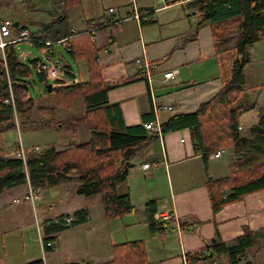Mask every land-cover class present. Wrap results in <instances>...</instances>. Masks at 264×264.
I'll use <instances>...</instances> for the list:
<instances>
[{"label":"crops","instance_id":"crops-1","mask_svg":"<svg viewBox=\"0 0 264 264\" xmlns=\"http://www.w3.org/2000/svg\"><path fill=\"white\" fill-rule=\"evenodd\" d=\"M6 1L7 6L13 7V17L8 18L13 24L17 23L12 30V37L17 36L22 29L28 33L41 31V25L30 31L26 26L27 22L47 24L53 18L49 13L50 8L53 4H58L48 0V14L41 16L39 2H31V6L27 7L21 0H17L19 4L15 3L16 0L13 3ZM188 3V0H80L68 13L67 24L71 35L66 38L73 36L77 47L87 38L99 47L96 55L97 66L103 81L110 86L106 92L107 101L119 105L126 126L156 122L157 119L161 129V124L169 116L195 110L229 80L236 57L235 49L217 50L209 26L196 27V10L190 8ZM55 8L59 10L60 6ZM135 14L141 15L135 18ZM72 39L70 38L67 51L72 48ZM18 42L20 41L14 44ZM255 45L256 42L247 51L244 91L240 99L244 105L253 104L251 109L239 116L241 130L247 133L256 123L259 108L264 104V50L257 52ZM52 49L53 57L54 47ZM136 59L141 60L142 68L136 64ZM76 62L81 68L83 63L86 67L84 59ZM168 71L175 73L167 83H163V74ZM65 77L75 80V83L80 80L78 77ZM114 84L120 85L113 86ZM152 104L170 106L171 110H160L155 115ZM151 112L154 118L143 123V116ZM11 152L13 153V149ZM209 155L205 159L202 154L195 152L187 128L165 133L161 131L158 138L130 160L127 178L117 186V192L128 194L134 205V209L128 214L131 215L128 217L130 221H121L117 225H111L116 218L106 220L101 209L99 214L94 211L92 217L89 207L91 202L74 193L72 197H68L79 201L74 209L62 210L63 205L54 206L50 213L43 212L41 219L37 215L38 206L43 211V207L50 204L49 200L23 201L30 188L28 182L3 193L0 195V264L13 263V233L19 232L22 239L24 225L28 220L29 226L34 225L39 235L43 229V219L54 218L60 214L73 218L72 212L82 207L89 212L86 221L58 232L56 239H59H55L49 247L52 249H43L38 236L43 253L41 264L105 262L111 257V253L108 254L111 246L118 244L114 238L122 239L124 236L126 239L123 242H145L150 264H185V254L203 251L213 239L230 241L242 235L246 228L262 235L264 189L245 194L239 200L227 203L217 212H213L205 182L208 178L219 179L228 175L233 150L230 147L224 148L221 156L216 159ZM146 163L150 167L143 169L142 165ZM72 184L67 182L50 189L64 188L66 191H73ZM45 189L48 188H43L44 191ZM150 201L155 202L156 213L169 212L172 217L162 221L159 231L152 236L144 211L145 204ZM139 209L142 217L136 221L133 215ZM53 222L54 219L46 223ZM181 222L186 223H183L186 228H177V224L180 226ZM123 230L124 235H118ZM67 233L78 248L67 243L64 250L68 249L70 253H63L56 262L51 263L50 253L62 241L60 234ZM260 238L264 237L259 236L257 240ZM105 244L110 250L103 252ZM79 247L84 248L82 252L86 253L88 259L80 260ZM35 260L38 259L24 258L20 264ZM196 264L208 262L201 261Z\"/></svg>","mask_w":264,"mask_h":264},{"label":"trees","instance_id":"trees-1","mask_svg":"<svg viewBox=\"0 0 264 264\" xmlns=\"http://www.w3.org/2000/svg\"><path fill=\"white\" fill-rule=\"evenodd\" d=\"M21 1L24 4L28 3V6L32 2ZM51 1L58 3L50 8L52 20L43 24L41 31L29 33L35 37L31 42L39 48L41 43L38 41L46 39L58 41L71 35L67 15L80 0ZM188 2L189 7L196 10L198 18L196 27L209 26L217 50L234 48L236 57L232 63L229 80L214 96L191 112L172 114L161 124V131L165 133L187 128L195 152L202 154L205 159L208 154L219 151L221 156L224 148H232L233 160L228 165V175L219 179L208 178L205 182L212 210L217 212L223 205L237 201L245 194L264 189V104L259 108L257 121L248 129V133L241 130L239 122L241 113L253 107V104H242L240 99L244 91L247 51L253 43L264 39V0H188ZM58 5L59 10L55 8ZM234 27L236 37L231 43L232 38H229V35ZM71 43L72 48L68 51L74 61L84 59L86 62L87 79L77 80L69 87L52 86L50 92L55 93L53 99L57 108L69 107L77 99H81L84 105L82 116L80 118L70 116L66 125H63V121L57 125L64 127L74 124L76 127L84 123L90 130L89 139L71 143L62 149H56L51 143L43 149L27 150L25 162L17 155H7L4 148L0 147V195L27 182L30 187H38L40 191L43 188L72 182L75 195L95 197L103 217L111 220L129 214L134 209L129 195L119 194L117 186L126 180L130 160L158 138V134L146 129L144 124L133 126L124 124L119 105L108 103L106 98L110 86L103 81L97 66L96 55L99 47L88 38L78 47L73 39ZM3 53L9 82L4 68H1L0 134L9 128H15L17 123L21 127L38 122L33 126L36 129L42 128L43 119L46 120L54 113L44 115L42 119L33 118L31 110L35 106V101L26 92L25 76L28 74L29 66L22 64L18 59L14 43L5 47ZM36 60H29L30 65L33 63L35 65ZM62 72L73 79L76 78L66 63L63 64ZM41 80L44 81L42 77ZM115 85L120 84L113 86ZM143 117V123L154 118L152 112ZM54 121L56 120L47 123L53 127ZM15 149L18 150V146ZM54 206L58 205L46 204L43 212L50 213ZM144 211L152 236L159 231L162 222H157L153 218L156 212L155 202H147ZM88 214L86 208H78L72 212L74 217L68 224L63 220L69 216L65 214L43 219V232L41 230L39 235L43 249H52L49 247L55 241L58 232L68 226L85 222ZM53 219L56 222L46 223ZM183 223L185 222L180 224L181 228L186 225ZM29 224L28 220L24 229L30 227ZM259 233L246 228L242 235L233 240L225 242L213 239L203 251L185 254V264H196L201 261L216 264L215 260L221 256H226V264H252L247 260V253L259 236L264 237V233L262 235ZM41 262L42 260L38 259L28 264ZM96 264H150V262L145 242L135 240L112 245L110 259Z\"/></svg>","mask_w":264,"mask_h":264},{"label":"rangeland","instance_id":"rangeland-1","mask_svg":"<svg viewBox=\"0 0 264 264\" xmlns=\"http://www.w3.org/2000/svg\"><path fill=\"white\" fill-rule=\"evenodd\" d=\"M13 3V0L10 1ZM34 4H37L39 2L38 8L40 9L41 16L48 14V10L46 9V5L48 3V0H32ZM15 3L19 2L16 0ZM28 6V3H26ZM24 5V4H23ZM6 0H0V18H7L13 17V7L7 6ZM31 6V5H30ZM29 6V7H30ZM10 7V8H9ZM9 8V9H4ZM28 19V18H26ZM28 21V20H27ZM44 21V20H41ZM13 24V22H12ZM39 24V25H38ZM35 24L34 22H27L26 26L30 31L39 28L40 25L42 26V22ZM13 26H11V30H13ZM41 28V27H40ZM234 37H236V27H234L233 32L229 35L231 43L233 42ZM54 47V55L52 57V60H57L58 58L61 59L64 63L68 64L71 67L72 72L80 79L81 81H84L86 78V67L83 63V70L79 63L74 61V58L72 55L67 51L66 48L62 47L60 43H56L53 45ZM16 52L18 59L22 62V64L29 66L28 74L25 76L26 79V92L29 97L33 98L35 103L34 108L31 110L34 114L33 118H41L42 116H49L50 113H54L53 116H50L48 118L43 119L42 128L36 129L33 125L38 122L29 124L27 126H17L14 128H9L2 132L0 134V147L4 148L5 152L9 156H16L15 153V147L20 146L23 147L25 152L30 149H43L47 145L53 143L55 145L56 149H62L63 147L71 144V143H80L87 141L90 136V130L87 128V126L84 123L78 124L76 127L74 124L72 126H64L60 127V123L63 121V125H66V121L69 120L70 116H76L80 118L84 111V105L81 101V99H77L71 106L66 108H57L54 105V95L55 93L46 92L44 87V81L41 80L40 75L36 72L34 65H30L29 60L32 59H42L43 58V50H41L39 47L35 46L30 40H22L15 44ZM255 50L258 52L259 50H264V39H262L259 42H256ZM5 70L6 64H5V56L3 54V51L0 50V69ZM1 71V70H0ZM85 77V78H84ZM8 80V79H7ZM50 83V82H49ZM51 109V110H49ZM258 109V107H257ZM54 111V112H53ZM54 121V124L57 126H49L47 121L51 123ZM13 149V153L11 152ZM11 152V153H10ZM219 158V157H218ZM216 159V158H215ZM73 191H66V189H45L42 190V194H44V200H49V203L54 202L56 205H63L62 210H72L75 208L76 205L79 204V201L68 198L69 196L72 197ZM84 200H87L88 202H91V205L89 206L91 209V215L94 216V211L99 214V210L101 209L98 203L95 201V197H79ZM43 200V201H44ZM42 207L38 206V218L41 219L42 214ZM141 209H139L138 213L133 215L134 220H139L142 215H140ZM46 213H48L46 211ZM131 215H124V217H118L111 223V225L115 224H121L120 222L123 221L124 223H127L130 221L128 218ZM102 223L106 224V221H103ZM43 232V230H42ZM23 238L21 239L19 237V232L13 233V255L11 258H13V263L10 264H20L21 261L24 258H37L42 259L43 253L42 249L40 247V244L38 242V235L35 230L34 225L26 228L23 231ZM60 244L58 248L53 252L50 253L51 259L50 262H56L59 257L63 255V253L69 254V250L65 249L67 243H70L72 246L76 245L74 240L70 238L69 233L67 235L60 234ZM118 235H124V230L119 231ZM59 239V238H57ZM56 239V241H57ZM125 236L122 239L114 238V241L117 243H121L125 241ZM95 241V238L93 239ZM55 243V242H54ZM109 242H107L108 244ZM57 244V243H56ZM55 244V246H56ZM105 244L103 247V252L108 249V245ZM80 245V244H79ZM78 248V246L76 245ZM112 247V246H111ZM84 248L79 247L78 253L80 260L81 259H88L86 253L82 252ZM101 250V251H102ZM48 253V252H47ZM47 253L45 255H47ZM111 253L108 252V254ZM247 260L250 261L252 264H264V238H260L256 241L255 245L251 247L248 250L247 253ZM69 261V260H68ZM101 261V260H99ZM70 262V261H69ZM217 264H226V256H221L219 259H216Z\"/></svg>","mask_w":264,"mask_h":264},{"label":"built area","instance_id":"built-area-1","mask_svg":"<svg viewBox=\"0 0 264 264\" xmlns=\"http://www.w3.org/2000/svg\"><path fill=\"white\" fill-rule=\"evenodd\" d=\"M111 11V10H110ZM141 14H135L133 17L138 18ZM11 26H12V21L11 20H1L0 19V50L4 52L5 47H7L9 44H13L17 41H22V40H30L33 41L34 37L30 36L27 30L22 29L18 32V35L15 37H12L11 33ZM41 43L40 49L43 50V58L36 60L35 63V70L36 72L43 77L45 82H50L53 86H70L75 83V80H71L65 77V75L62 72V67H63V61L61 59L57 60H52V48L53 45L56 43H60L63 45L66 49L69 47V42H65L64 40H59V41H38ZM136 64L139 66L142 64L140 59H136ZM140 68H142L140 66ZM5 72L8 77L7 73V68H5ZM174 71H168L163 74V83H167L168 79L171 78L174 75ZM10 88V85H9ZM10 100L11 102L13 101L12 94L10 92ZM152 109L154 114L156 115L158 111L160 110H171L170 106H165V105H159V104H152ZM146 129L152 130L154 132H157L158 135L161 134V129L158 124V120L156 119V122H149L144 124ZM18 150H15V153L17 156L21 157L22 160L25 162V150L23 147L18 146ZM220 156V152L216 151L214 153H211L209 155L210 158H218ZM150 167L149 164H143L142 168L143 169H148ZM44 199V194L40 191V189L37 188H32L30 187L28 189L27 194L25 195V200H29L30 202H33L35 200H41ZM154 220L156 221H165L169 220L170 215L169 212H162V213H154L153 215ZM65 224H68L69 222L72 221L71 216H67L63 218ZM56 222V220H54ZM186 228L185 226H183ZM177 228H181V226L177 225ZM40 235V234H39ZM38 235V236H39ZM40 239V237H39ZM185 259V258H183Z\"/></svg>","mask_w":264,"mask_h":264},{"label":"water","instance_id":"water-1","mask_svg":"<svg viewBox=\"0 0 264 264\" xmlns=\"http://www.w3.org/2000/svg\"><path fill=\"white\" fill-rule=\"evenodd\" d=\"M13 27L17 26V23L15 22L14 24H12ZM44 87L46 89L47 92H50L52 89V84L51 83H44ZM212 255V251L209 252V256Z\"/></svg>","mask_w":264,"mask_h":264},{"label":"bare ground","instance_id":"bare-ground-1","mask_svg":"<svg viewBox=\"0 0 264 264\" xmlns=\"http://www.w3.org/2000/svg\"><path fill=\"white\" fill-rule=\"evenodd\" d=\"M61 40H64L65 42H69V38H63ZM46 41H51L50 39H46L45 41L43 42H46ZM59 41V40H58ZM8 82H9V78H8Z\"/></svg>","mask_w":264,"mask_h":264}]
</instances>
